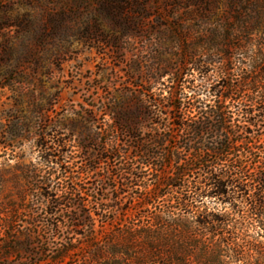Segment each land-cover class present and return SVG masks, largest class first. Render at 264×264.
<instances>
[{
    "label": "trees",
    "instance_id": "1",
    "mask_svg": "<svg viewBox=\"0 0 264 264\" xmlns=\"http://www.w3.org/2000/svg\"><path fill=\"white\" fill-rule=\"evenodd\" d=\"M244 3L235 7L220 47L202 49L174 72L158 64L140 81L130 77L127 89L100 109L109 121L99 123L89 111L84 172L105 164L111 209L101 208L103 198L87 207L66 144L42 133L40 159L22 169L18 200L0 201V260L34 243L27 227L14 228L23 212H34L35 203L26 202L30 190L49 217L78 202L88 227L84 264H249L256 254L264 260V0ZM124 9H117L120 18ZM120 135L134 143V155L122 149ZM91 145L96 148L87 149ZM120 157L130 160L119 169L121 186L109 165ZM127 188L136 193L122 206ZM112 210L118 219H110ZM78 250L71 241L50 256L40 249L34 263L67 264Z\"/></svg>",
    "mask_w": 264,
    "mask_h": 264
},
{
    "label": "rangeland",
    "instance_id": "2",
    "mask_svg": "<svg viewBox=\"0 0 264 264\" xmlns=\"http://www.w3.org/2000/svg\"><path fill=\"white\" fill-rule=\"evenodd\" d=\"M244 1L0 0V201L18 200L16 193L25 186L22 169L39 161L36 143L44 132L66 144L87 207L93 210L96 198H103L101 208L111 209L113 182L103 178L105 164L95 172H84L89 111L95 112L99 123L102 118L109 121L100 109L120 89H127L130 77L140 81L147 69L158 64L169 65L174 72L190 57L198 59L202 49L220 47L235 7L245 8ZM121 7L123 18L117 14ZM120 144L134 155L133 142L120 135ZM126 162L130 160L125 157L109 162L120 186L119 169ZM57 193L63 199V191ZM134 193L135 188L121 192V205L128 206ZM36 199L37 192L30 190L26 202L35 203L34 212H23L14 224L15 229L27 227L34 233L33 245L23 243L16 257L0 264H35L34 252L42 249L50 256L68 241L79 250L67 264H84L88 227L78 202L64 204L49 217ZM109 216L118 219L120 214L112 210ZM95 219L98 228L100 220ZM51 224L57 225L55 231ZM249 260V264L264 261L257 254Z\"/></svg>",
    "mask_w": 264,
    "mask_h": 264
}]
</instances>
